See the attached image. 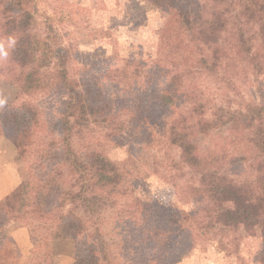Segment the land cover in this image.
I'll list each match as a JSON object with an SVG mask.
<instances>
[{
  "label": "trees",
  "instance_id": "trees-1",
  "mask_svg": "<svg viewBox=\"0 0 264 264\" xmlns=\"http://www.w3.org/2000/svg\"><path fill=\"white\" fill-rule=\"evenodd\" d=\"M145 2L166 16L157 46L162 57L151 64L135 60V66L123 72L132 83H124V90L115 100L99 97L88 103L86 114L107 129L108 139L114 138L119 146L127 145L143 155L132 154V159L142 164L153 160L152 165L188 169L196 179L193 192L203 194L210 203L201 210V219L226 230H258L264 244L262 196L256 198L251 191L248 193L246 186L228 178L225 169L253 154L250 157L261 168L264 192V98L260 103L244 102L231 109L212 102L221 96L219 91H210L215 96L210 100L197 92L199 80L213 78L229 86L230 77L248 70L262 76L264 82V0ZM32 17L25 10L4 25L8 40H15L6 52L14 69L9 80L19 95H30L45 87V72L40 70L46 64H35ZM238 64L243 67L236 70ZM173 92L189 101L191 107L186 115L169 121ZM38 113L37 107L23 100L6 106L0 115V133L24 161L27 155L32 157L28 177L14 191L11 202L5 200L2 211L11 220L32 224L34 230L42 231L41 246L46 249L59 226L74 233L72 264H113L108 255L110 243L101 234L93 195L115 185L119 168L98 149L74 147L73 123L65 118L59 120L58 134L55 122L45 135L57 134L58 140L38 137L42 134ZM222 128L230 131L233 139L229 147L223 146L213 154H199L198 138ZM163 139L178 151L177 157L168 158L164 150L155 151V145L158 147ZM233 152L238 155L232 158ZM130 201L128 208L133 211L125 222L126 232L116 234L118 247L142 246L149 264H176L188 254L192 241L186 226L191 214L174 212L140 198Z\"/></svg>",
  "mask_w": 264,
  "mask_h": 264
},
{
  "label": "rangeland",
  "instance_id": "rangeland-1",
  "mask_svg": "<svg viewBox=\"0 0 264 264\" xmlns=\"http://www.w3.org/2000/svg\"><path fill=\"white\" fill-rule=\"evenodd\" d=\"M25 10L33 16L30 34H33L35 64L37 61L46 64L40 70L45 72V87L30 95H19L9 80L14 69L7 56L0 53V115L6 106L28 100L38 108L40 115L42 134L38 137L44 141L58 140L61 125L58 123L65 118L73 123L74 147L98 149L117 164L119 180L114 186L99 189L93 195L100 215L101 234L110 243L108 255L113 264H149L142 246L135 249L132 245L128 249L118 247L116 239V234L126 232L125 222L133 211L128 205L135 198L193 216L186 226L192 247L176 264H264V244L258 230L243 227L226 230L208 219H201V210L210 203L203 194L193 192L196 179L188 169L152 165L153 160L142 164L132 159V154L142 155L140 151H133L127 145L119 146L114 138L108 139L107 129L86 114L88 103L99 97L115 100L124 90V83H132L123 72L134 67L135 60L151 64L162 57L157 46L160 29L166 21L164 13L150 7L145 0H0V48L3 51L8 49L4 46L9 41L5 35V22ZM242 67L238 64L236 70ZM61 73L66 75L65 83ZM197 82V92L205 100L214 99L210 91H219L221 96H216L212 102L222 108L234 109L249 101L260 103L264 98L262 76H256L251 70L230 77L229 86L213 78ZM175 93H172L167 120L186 115L191 107L189 101ZM55 122L57 134L46 137L51 131L50 125ZM232 140L230 131L216 129L201 135L196 147L199 154H213L223 146L229 147ZM154 149L157 153L164 150L168 158L179 155L165 139ZM16 154L20 164L16 163L17 171H21L26 179L32 157L27 155L25 161H29L26 163L19 157L17 149ZM237 155L233 152L232 158ZM250 155L253 154H247L246 161H239L234 167L225 165L226 174L246 186L248 193L251 191L256 198L262 196L264 201L261 168ZM12 194L14 192L0 202V264H46V260L49 264H72L74 233L59 226L51 238L50 248H43L42 231L34 230L32 224L15 222L2 211L5 200H10ZM14 228L15 231L17 228L28 229L30 247L22 234L14 236L16 243L11 238L4 239L6 230L11 232Z\"/></svg>",
  "mask_w": 264,
  "mask_h": 264
},
{
  "label": "crops",
  "instance_id": "crops-1",
  "mask_svg": "<svg viewBox=\"0 0 264 264\" xmlns=\"http://www.w3.org/2000/svg\"><path fill=\"white\" fill-rule=\"evenodd\" d=\"M16 149L17 148L0 133V202L14 192L25 180L22 172L17 171L16 168L17 162L20 166L18 157L16 156ZM17 234H22L24 238L27 239L26 241L29 244L28 247L31 246L30 240L28 239L29 233L27 228H17L16 231L14 228L11 232L6 230L4 239L11 238L13 242L16 243L14 241V236L16 237Z\"/></svg>",
  "mask_w": 264,
  "mask_h": 264
},
{
  "label": "clouds",
  "instance_id": "clouds-1",
  "mask_svg": "<svg viewBox=\"0 0 264 264\" xmlns=\"http://www.w3.org/2000/svg\"><path fill=\"white\" fill-rule=\"evenodd\" d=\"M14 42V39H10L4 47H11ZM0 53H2L5 57L7 56V52L3 51L2 48H0Z\"/></svg>",
  "mask_w": 264,
  "mask_h": 264
}]
</instances>
